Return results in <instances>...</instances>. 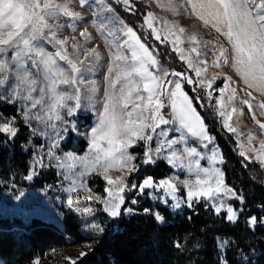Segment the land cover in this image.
<instances>
[{"label": "snow or ice", "instance_id": "obj_1", "mask_svg": "<svg viewBox=\"0 0 264 264\" xmlns=\"http://www.w3.org/2000/svg\"><path fill=\"white\" fill-rule=\"evenodd\" d=\"M70 2L71 0H66L64 3H57L55 0H0V74H2L0 75V86H3L8 80L6 69L11 64L20 72L18 77L20 84L28 85V94L23 99L32 101L31 106L35 108L42 101L33 100L31 93L36 91L34 87L37 83L36 78L43 76V80L50 81L46 86L56 98V103L52 105L51 110L56 112L57 107L66 108L68 116H72L75 109L81 107L80 88L75 86L86 83L85 74L93 71L95 62L100 58V53L96 48L87 50L83 48V45L73 42L72 48L74 50L83 49L84 57L81 59L79 54H77L76 58L72 59L65 48V45L68 44V39L58 38L57 32L62 25L55 21H58L61 16L69 19H82L79 12L69 10ZM120 2L128 5L130 11L133 10L131 0H120ZM85 3L86 0H79L81 6ZM97 3L101 6V11L108 13L113 11L111 7L105 5V0H97ZM187 3L205 24L210 22V17L217 32L221 31L219 25H223L226 28L223 34L232 45L235 54L234 66L237 72L240 73L244 83L249 88L256 87L258 90L264 91V0H187ZM147 15L153 18L151 12ZM49 20L53 21V23H49ZM119 23L122 28L118 31L127 38L119 44L121 51H118L112 58L114 67L108 68V87L111 91L106 93L103 111L98 115V124L91 130L90 151L95 153L94 161L89 162L85 159L83 161L84 169L78 173L76 171L72 172L75 179H72V187L68 189L72 193H75L78 188L91 191L87 189L86 184L77 183V180L84 176L87 171H96L97 166H99L103 170V178L110 187L105 188L107 193L105 198L102 199L97 195L94 199L104 205V211L113 217L121 214V205L125 202L123 193L128 185L126 184V175L117 176L113 179L107 173L111 168L126 169L127 174L139 171V167L131 163L136 157L128 151L129 148L136 145L137 141H144L146 145L154 139L156 141L154 149L146 147L143 152V164L145 165L155 163L157 157L169 160V162L179 160L180 157L175 150L171 151L170 155L167 156L164 153L172 149L173 145L181 143L186 145L189 139L193 137L198 138L205 149H208L209 145L214 143L204 120L196 108L193 107L192 100L183 91L181 82L169 79V72L163 67L158 70V74L150 71V67L157 65V59L149 51L145 43L141 42L137 32L132 27H128L123 21ZM145 23H147L149 28H153L151 19L145 20ZM93 25L98 27V30L107 28V24L103 22L97 25L96 21H93ZM69 26L71 27V25ZM45 30H47V34H45ZM179 31L183 33L184 29L180 28ZM153 32L156 40H160V35L156 34L155 29H153ZM79 35L85 37L86 40L91 39L86 28L80 31ZM109 35L115 36V32L109 31ZM116 40L119 41L120 37L117 36ZM190 40L196 41L197 37L193 35ZM73 41H75V37H73ZM177 41H179V37H177ZM45 44L51 45L57 50L54 53L46 51ZM124 49L131 52L130 58L122 54ZM9 51L12 52L10 62L5 59ZM192 51L196 52V47H193ZM197 55L199 56V53ZM213 55H217L218 59L223 58L224 63H228V57L223 48L218 53L214 52ZM56 58L66 62L69 66L67 71L57 66ZM180 58H185L183 53H181ZM26 61L31 62V67L35 69L34 73L26 70ZM119 62H123V64ZM187 63L189 68L194 69L197 78L202 77L207 70L206 68L194 67L191 59ZM215 66L218 68L220 64L217 63ZM113 71H115L114 78H112ZM69 72L72 75H69ZM171 75L183 76L188 84L193 83V79L183 73L173 71ZM30 76L34 78L30 79ZM211 79L215 81L216 76ZM58 83L73 86L74 94L57 95L56 85ZM87 83L90 85L89 91L94 92L95 81H87ZM205 83V80H199L201 86H204ZM118 85L119 88L117 87ZM17 87L19 88V85ZM207 87L211 88L212 84L208 83ZM228 87L226 85V88ZM23 90L22 88L20 89V91ZM224 91L225 89H220L222 96ZM230 91L232 95L227 98L229 102L235 98L236 89L231 88ZM40 92L44 94L45 89L43 87L40 88ZM134 93L135 98L133 99ZM144 93H147V96ZM17 94L19 95V92ZM247 95L252 97L251 92H248ZM207 96L211 99L212 93L208 92ZM201 98L197 97V100ZM68 100L75 101L74 107L67 105L66 101ZM242 103L251 110L252 103L250 100L245 99ZM129 104L132 105L131 110H128ZM219 104L221 108L225 107L223 99H220ZM166 107L171 108L168 118L162 112V109ZM260 107L264 109V103L260 104ZM236 111L235 107L231 109L233 113ZM219 115L220 117L226 116L223 121V127L232 133H236V128L229 123L232 120L231 113L220 111ZM24 116L28 118L29 113L25 111ZM33 118L41 119L38 115ZM253 118H255L254 115ZM55 119H62L59 112H56ZM15 123V117L7 118L6 121L0 122V133L7 134L10 139L16 137L18 128L14 126ZM64 123L67 124V121H64ZM257 123L259 122L257 121ZM161 125H176V127L163 129L158 132L157 130L161 128ZM51 127L56 128L55 125H51ZM260 128L264 129V124H260ZM146 129H151V133L155 134V137L153 134H146ZM68 131V127H65L63 131H56V139L49 148V155L52 154L53 149L60 146L62 140L66 139L64 133ZM170 132L178 133V138L169 139ZM252 139L253 137L249 135V143H251ZM102 142L106 143L107 147H104ZM5 143H8V141L6 140ZM186 151L188 157L199 156L200 160L207 158L211 163H214L217 158L216 147H212L211 155L207 157L201 155L195 147L187 148ZM245 151L257 152V149L251 147L245 150L241 146L240 155L245 156ZM259 151L261 154L256 159L264 163V142L260 143ZM68 155L69 158H72L71 154ZM200 160L194 162L190 160L187 165L189 172L196 171L195 181L184 180L180 182L188 189L186 193L188 206H192L193 199L198 201L203 198L206 201H216L213 204L216 213L219 214L222 209H226V219L234 222L241 210L227 206L224 201L219 199V196L223 193L225 197L239 200L241 203H243L244 198L226 186L222 171L218 168L210 170L207 167H201ZM220 162L223 163V160L221 159ZM37 163L42 164V161L38 160ZM193 163L195 165L194 168ZM60 166L64 167L62 163ZM180 166L184 167L183 163ZM69 167L74 168L72 165ZM27 178L31 179L32 177L29 176ZM131 188L136 189L141 194L146 189H156L158 191L162 189L163 196L160 199L167 204L168 201L164 197H170L172 200L177 201L175 207H180V198L177 196V184L170 179H160L157 183L149 176L144 178L139 186L134 183ZM87 199L91 200L93 197L89 196ZM74 203L76 204V211L92 213L91 207L81 208L79 206V199L75 202L72 198L68 199L69 207H72ZM132 203H136V200H133ZM128 211H131V209H128ZM144 211L149 212L150 210L145 209ZM154 216L158 221H163L164 219L158 212L154 213ZM259 222L264 224V218H261ZM256 224L257 217L250 216L249 225L254 227ZM91 227L100 232L104 231L103 228H99L95 224L91 225ZM179 246L177 244V247ZM80 255L83 256L85 253Z\"/></svg>", "mask_w": 264, "mask_h": 264}, {"label": "rangeland", "instance_id": "obj_2", "mask_svg": "<svg viewBox=\"0 0 264 264\" xmlns=\"http://www.w3.org/2000/svg\"><path fill=\"white\" fill-rule=\"evenodd\" d=\"M55 2L64 3L66 0H55ZM117 3L119 4V8H117ZM131 4L133 5L132 11L129 10L128 5L122 4L120 0H105V5L113 9L111 13H108L106 11L100 10L101 6L97 3V0H86V3L83 6L79 4V0H71L69 4V10L79 12L82 19L76 20L61 16L58 21H55L56 23L62 25V27L57 32L58 38L68 39V44L65 45V48L67 49V54L70 58L75 59L77 54H79L81 59L84 57L83 49L78 48L74 50L72 48L71 45L73 42L77 43L78 45H83V48L87 50L96 48V50L100 53V58L95 62L93 71L85 74L86 83L77 84L75 86L80 88L81 107L75 109V112L72 116H68L66 114V108L57 107L56 112H59L62 119H55L56 112L52 111L51 107L54 103H56V98L46 86L48 83H50V81L43 80V76L36 78L37 83L34 85L36 91L31 93L33 100H41L42 103L37 104V106L33 108L31 106L32 101L23 99V97L28 94V85L20 84L18 78L20 75L19 70L11 64H9V67L6 69L8 80L3 86H0V102L16 106L17 117H15V127H19V119V123L21 122L28 128V142L24 148L31 149V157L29 159V171L25 177V181H31L35 176L40 175L42 171L54 169L58 176V182L56 185L47 186L46 189L27 191L22 189L16 178L0 177V214L16 216L18 219H21L24 222H27L32 216L38 215L45 219H50L59 223L63 211L73 210L78 215H80V218L83 222L82 224L84 226V232L90 234L88 241L78 244L67 243L62 247H53L47 249L41 256L35 258L32 264H73V262L76 264L81 258L89 253L92 245L98 239L97 236L102 233L91 227V225L95 224L98 225L99 228H103L101 223V215L99 212H104L110 219V222L113 226H116L120 217V215L116 217L109 215L108 212L104 211V205L100 204L94 199V197L97 195L102 199L105 198L107 196L105 188L110 187L107 185V181L103 178V170L99 168V166H97L96 171H87L85 172L84 176L77 180V183L82 182L86 184L87 189H90L91 191H88L84 188H78L75 193L68 191V189L72 187V179H75V177L72 175V172L76 171L78 173L82 171L84 169L83 161L85 159H87L89 162L94 161L95 153L90 151L91 130L98 124V115L103 111L106 93L111 91L108 87V68L114 67L112 58L118 51H121L119 44L127 38L122 36L121 32L118 31L122 28V25L119 22L123 21L125 25L132 27L121 16L118 9L127 13L134 12L136 9L143 11V13H140L138 17L139 20L141 19L139 21L140 29L142 28L145 34L146 32L150 31L154 38L155 34L153 29H155L156 34L160 35V40L157 41L162 42L165 40L170 44V47L176 53L177 57L182 60L187 69L191 71L195 85L201 89L206 100H212V106L215 109V114L222 125L224 119H226V116L220 117L219 112L225 111L226 113H231L232 120L229 121V123L237 130L236 133H231L237 142L239 152L241 151V146H243L245 150L251 147L256 148L257 152L245 151L244 157L248 160L256 161L262 168H264V163L256 159V157L261 154L259 151L260 143L264 142V129L260 128V124H264V109L260 107V104L264 103V91L258 90L256 87L249 88L244 83L243 77L239 72H237L236 67L234 66L235 54L233 52L232 45L228 41L227 37L223 34L224 31H226V28H224L223 25H219L221 27V31L217 32L216 28L213 27V21L210 17V22L205 24L204 21L200 19V16L192 11L191 6L187 3V0H131ZM142 4L144 6H142ZM149 12L152 13V17L154 19L148 17L147 14ZM147 19H151L153 28H149L147 26V23H145V20ZM93 21H96L97 25L102 22L106 23L107 28L104 30H98V27L93 25ZM48 22L53 23L51 20ZM69 25H71V27ZM85 28L91 36L90 40H86L85 37H81L79 35V32ZM180 28L184 29L183 33L179 31ZM109 31L115 32V36L109 35ZM45 34H47V30H45ZM193 35L197 37L196 41L190 40V37ZM117 36L120 37L119 41L116 40ZM73 37H75V41H73ZM138 37L142 43H145V41H143L139 35ZM177 37H179V41H177ZM146 47L148 46L146 45ZM193 47H196V52L192 51ZM221 48L226 51L228 63H224L223 58L218 59L217 55H213L214 52L218 53ZM45 49L51 53H54L57 50L56 48H53L51 45L47 44H45ZM149 51L153 53V56L158 61L157 65L155 67H150L149 70L154 74H158V70L161 67L167 69V67L158 60L154 50L149 49ZM181 53H183L185 57L184 59L180 58ZM197 53H199V56ZM122 54L128 56L129 58L131 57V52L127 49L122 50ZM11 56L12 52L9 51L7 53V57L5 58L6 61L10 62ZM56 59L57 66L62 67L67 71L69 66L66 64V62L60 61L58 58ZM189 59L193 61L194 67L207 69L203 73L202 77L197 78L195 76L194 69L188 67L187 61ZM119 63L123 64V62ZM217 63L220 64V67L218 68L215 66ZM25 68L32 73L35 72V69L31 67L30 61H26ZM167 71L169 72L168 78L174 81L179 80L183 88V78H181V76L177 77L171 75L172 72L168 69ZM183 73L189 76V74H187L188 72ZM69 75L72 74L69 72ZM213 76H216L215 81H212L211 79ZM114 77L115 71L112 73V78ZM32 78L34 77L30 76V79ZM201 79L205 80L206 82L204 86L199 84V80ZM87 81H95L94 92L89 91L90 85L87 83ZM208 83L212 84L211 88L207 87ZM18 85L19 88L17 87ZM226 85L229 87L226 88ZM42 87L45 89L44 94H41L40 92V88ZM117 87L119 88V85ZM21 88L24 90L20 91ZM231 88L236 89V94L235 98L229 102L227 98L228 96L232 95L230 91ZM220 89H225L223 96L221 95ZM17 92H19V95ZM208 92L212 93L211 99H209L207 96ZM248 92L252 93V97H248ZM65 93L74 94V87L71 85L58 83L56 85V94L60 95ZM144 95L147 96V93H144ZM134 98L135 93L133 94V99ZM220 99H223L224 101V108L220 107ZM245 99L250 100L252 103L251 110H249L247 105L242 103V101ZM66 103L68 106L74 107L75 105L74 100H68ZM233 107L237 109V111L234 113L231 112ZM131 108L132 105L129 104L128 110H131ZM25 111L29 113L28 118H25L24 116ZM162 112L165 117L168 118L171 108L166 107L162 109ZM37 115L40 116L41 119L37 120L33 118ZM253 115L255 118H253ZM11 117L14 116L5 115L0 111V122H4L7 118ZM49 117H51V119H49ZM64 121H67V124H65ZM257 121L259 123H257ZM51 125H55L56 128L54 129L51 127ZM65 127L69 128V131L64 133L66 139L69 136L83 139L86 143L84 150L82 152H78L72 148H62L61 144L66 141V139H64L60 142V146L53 149L52 154L49 155V148L56 139V131H63ZM174 127H176V125H161V128L157 131L159 132L160 130ZM145 133L153 134L151 133V129H146ZM153 135L155 137V134ZM209 135L213 138L214 143L209 145L208 149L203 147L198 138L193 137L189 139L186 145L183 143L173 145L172 149H169L164 153V155L167 156L170 155L171 151L175 150L177 155L180 157L179 160L169 162V160L160 157L156 158V161L164 160L172 168V171L167 177L155 179L154 181L158 183L160 179H170L176 183L178 188L177 196L180 198V207L183 205L188 206V202L186 200V193L188 189L185 188L180 182L184 180L194 182L197 176L196 171L189 172L187 165L190 160L193 162L200 160L199 156L188 157L186 151L187 148L195 147L201 155L207 157L211 155L212 147H216V161L211 163L207 158H205L200 160V166L207 167L210 170L213 168H218L220 171H222V163L220 162L222 159L221 150L214 137L210 133ZM249 135L253 137L251 143L248 141ZM178 136V133L170 132L168 138H178ZM103 146L107 147L106 143H103ZM146 147H151L154 149L156 147L155 139L152 142H148L147 145L144 141H137L135 146L129 148V153L136 157L135 160L131 161L133 165H136L139 168L145 165L143 164V152ZM68 154H71L72 158H69ZM38 160L42 161V164L37 163ZM61 163L64 165V167L60 166ZM181 163H183L184 167L180 166ZM70 165L74 166V168L69 167ZM194 167L195 165L193 163V168ZM138 172L139 171H134L131 174H127L126 169L121 170L118 168H111L107 173L113 179H115L117 176L126 175V184L128 187L123 193L125 202L123 205H121L120 209V212L122 211L124 214H130L133 212V207L136 203H132V201L136 200V195L141 194L136 189H132L131 185L135 183L137 186H139L142 180L147 178L144 177L140 182L137 183L135 180H133V178H136L134 175L138 174ZM29 176L32 178L28 179L27 177ZM129 177L131 178V182L128 181ZM91 179L93 184L90 185ZM226 186L229 187L228 185ZM132 191L135 193V195L132 198H128V195H130ZM144 193H146V196L150 199L165 204L163 200L160 199V197L163 196L162 189L159 191L156 189H147ZM89 196H92L93 199L88 200L87 197ZM69 198H72L74 202L79 199V206L81 208L91 207L92 213L89 214L76 211L75 203L72 207H69ZM164 199H167V204L172 209L176 210L180 208L175 207L177 201L172 200L170 197L165 196ZM219 199L224 201L227 206L233 207L232 201L235 199H229L225 197L223 193L220 194ZM194 200L196 199H193V201ZM206 202L214 209L213 204L216 203V201ZM128 209H131V211H128ZM221 212H224L227 216L226 209H222ZM81 253H85V255L81 256ZM0 264H3L1 259Z\"/></svg>", "mask_w": 264, "mask_h": 264}, {"label": "trees", "instance_id": "obj_3", "mask_svg": "<svg viewBox=\"0 0 264 264\" xmlns=\"http://www.w3.org/2000/svg\"><path fill=\"white\" fill-rule=\"evenodd\" d=\"M118 11L169 71L188 72L192 78L191 71L168 42H159L150 31L145 34L140 29L138 17L143 11ZM181 78L184 91L221 150L225 184L244 198L243 203L232 201L233 207L241 210L236 221H228L224 212L217 214L204 199L194 200L191 207L183 205L175 210L150 199L146 193L136 195L133 212L121 211L116 226L104 212H99L104 231L97 236L89 253L76 264H264V224L259 222L264 218V168L240 155L234 136L223 127L212 100H206L194 79L188 84L183 76ZM197 97L202 98L199 101ZM0 111L17 117L16 106L12 104L0 102ZM18 126L14 138L0 133V177L16 178L27 191L56 185L58 176L54 169L25 181L31 149L24 148L28 142L27 126L19 123V119ZM85 145L83 139L69 136L61 147L82 152ZM171 171L164 160H158L139 168L133 180L138 183L149 176L154 180L165 178ZM128 181L131 182L130 177ZM134 195L132 191L128 198ZM145 209L150 211L145 212ZM157 212L164 217L163 221L155 219ZM250 216L257 217L254 227L249 225ZM82 223L80 215L73 210L63 211L59 223L38 215L24 222L16 216L0 214V259L3 264H32L49 248L88 241L90 234L84 232Z\"/></svg>", "mask_w": 264, "mask_h": 264}, {"label": "water", "instance_id": "obj_4", "mask_svg": "<svg viewBox=\"0 0 264 264\" xmlns=\"http://www.w3.org/2000/svg\"><path fill=\"white\" fill-rule=\"evenodd\" d=\"M147 190V189H146Z\"/></svg>", "mask_w": 264, "mask_h": 264}]
</instances>
